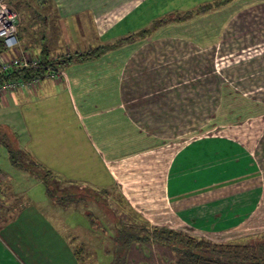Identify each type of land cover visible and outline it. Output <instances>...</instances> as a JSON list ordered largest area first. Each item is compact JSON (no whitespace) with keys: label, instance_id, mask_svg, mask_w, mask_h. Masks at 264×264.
Instances as JSON below:
<instances>
[{"label":"crops","instance_id":"obj_1","mask_svg":"<svg viewBox=\"0 0 264 264\" xmlns=\"http://www.w3.org/2000/svg\"><path fill=\"white\" fill-rule=\"evenodd\" d=\"M169 2L176 0H8L18 15L19 47L0 49V63L22 55L35 58L44 48L73 60L57 79L46 77L0 97V131L42 168L11 174L0 167V264H81L76 241L65 230H75V211L87 219L92 213L74 204L64 208L63 202L82 203L86 197L79 195L87 190L119 193L156 225L171 226L177 213L191 206L193 198L184 192L180 200L175 192V165L182 152L174 153L170 163L165 152L175 146L176 123L191 121L186 94L207 73V52L228 32L241 39L247 26L252 29L247 46L257 49L264 0L178 10L160 26L167 13L163 3ZM143 31L149 33L141 36ZM99 47H106L100 57L75 59ZM251 77L254 83L257 78ZM234 82L217 93L226 105L245 95ZM262 108L248 101L232 111L243 118V111ZM42 172L51 178L56 196ZM69 216L71 227L64 223Z\"/></svg>","mask_w":264,"mask_h":264},{"label":"rangeland","instance_id":"obj_2","mask_svg":"<svg viewBox=\"0 0 264 264\" xmlns=\"http://www.w3.org/2000/svg\"><path fill=\"white\" fill-rule=\"evenodd\" d=\"M217 1L176 0L174 3H163L167 13L158 22L176 17L178 10L204 7ZM257 19L264 23L263 15ZM259 29L257 49L247 46L252 32L249 26L239 40L233 32L232 35L226 33L220 44L207 52V63L204 65L207 66V73L205 70L202 72L203 80L193 82L196 87H192L191 95L186 94L191 121L176 123L175 146L165 153H169L170 163L174 153L182 152L175 165L176 197L183 200L186 192V196L194 200L184 214L177 213L174 223H171L173 227L163 225L166 223L152 224L145 214L139 213L130 204L128 208L120 194L110 190L106 193L87 190L79 195L80 198L86 197L84 202H63L64 208L67 204H74L79 211L90 210L92 213V218L87 219L81 212L75 211V230H65L66 236L74 237L72 240L76 241L74 246L77 249L84 247L82 253L91 254L89 262L97 264L99 258V264H111L110 250L115 248L113 238L125 223L145 221L150 227L164 226L215 241L244 242L264 233V108L258 113L243 111V118L238 117L240 111H232L241 109L248 101L256 105L264 104V26ZM255 51H258L259 61L255 60ZM205 56L198 58L199 66ZM238 75L241 81L237 79ZM251 75L257 78L254 83L248 79L252 78ZM234 80L235 86L245 95L236 97L235 105H226L225 98L217 93L221 91V85ZM16 120L20 123L19 114ZM16 124L17 128H21ZM3 152L6 154L2 155ZM16 154L21 165L26 161L29 168L42 170L41 166L31 163L27 153ZM0 167L11 174H15V169H23L13 164L4 144H0ZM43 172L47 188L56 196L51 178ZM170 180L172 186L173 179ZM201 195L206 198H201ZM129 209L136 215H131ZM64 223L71 227V217H67ZM81 259L86 257L82 254ZM128 259L127 264H170L166 252L155 244H135Z\"/></svg>","mask_w":264,"mask_h":264},{"label":"trees","instance_id":"obj_3","mask_svg":"<svg viewBox=\"0 0 264 264\" xmlns=\"http://www.w3.org/2000/svg\"><path fill=\"white\" fill-rule=\"evenodd\" d=\"M233 0H218L215 4L206 5L200 11L211 10L231 3ZM194 15L193 12L187 13L178 19L189 18ZM163 22V21H162ZM161 26V21H160ZM149 31H143L141 36H145ZM1 52L6 50L0 41ZM106 47H99L90 52H85L77 57L76 60H86L100 57ZM33 58V57H32ZM37 64H30L26 67H14L8 72L0 75V85L11 80H43L49 77L50 72L63 70L73 57H55L50 55L47 48H44L38 56ZM0 143L7 146L11 160L15 166L23 169H29L26 164H20L17 161L16 152L7 141V135L0 131ZM130 210V209H129ZM131 215H136L131 212ZM115 248L111 250L113 256L111 264H127L131 248L135 244L147 246L155 244L162 248L169 256L170 264H264V233L252 237L244 242L233 241H215L209 237L193 235L181 230L168 228L164 226L150 227L147 222L125 223L124 227L117 231L113 238ZM81 264H92L89 262V256L82 253L84 247L76 249ZM82 254L86 259H81Z\"/></svg>","mask_w":264,"mask_h":264},{"label":"built area","instance_id":"obj_4","mask_svg":"<svg viewBox=\"0 0 264 264\" xmlns=\"http://www.w3.org/2000/svg\"><path fill=\"white\" fill-rule=\"evenodd\" d=\"M18 15L8 5V0H0V41L6 51H13L19 47L18 38ZM38 60L30 56H16L11 60L0 63V75L8 72L14 67H26L30 64H37ZM60 77L59 71L49 73V78L57 79ZM40 80H11L0 85V97L14 93L25 87L33 86Z\"/></svg>","mask_w":264,"mask_h":264}]
</instances>
